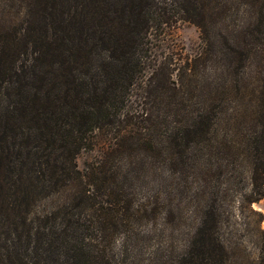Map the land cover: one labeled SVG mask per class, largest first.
<instances>
[{
	"label": "trees",
	"instance_id": "16d2710c",
	"mask_svg": "<svg viewBox=\"0 0 264 264\" xmlns=\"http://www.w3.org/2000/svg\"><path fill=\"white\" fill-rule=\"evenodd\" d=\"M180 20L192 57L168 42ZM162 162L197 215L172 264H233L230 169L264 197V0H0V264H113L131 196L175 188Z\"/></svg>",
	"mask_w": 264,
	"mask_h": 264
},
{
	"label": "rangeland",
	"instance_id": "374dc122",
	"mask_svg": "<svg viewBox=\"0 0 264 264\" xmlns=\"http://www.w3.org/2000/svg\"><path fill=\"white\" fill-rule=\"evenodd\" d=\"M167 36L169 43H174L190 57L202 47L198 27L187 21H178ZM104 145V140L100 136L96 137L91 150H81L77 154V167L83 170L89 161L98 156ZM161 168L164 171L162 178L175 188L171 186V192L161 190L150 199L144 189L131 196L135 205L133 209L137 210L132 227L129 228V234L132 235L126 242L123 254H119L122 244L120 233L114 235L111 249L116 257L113 264H172L184 254L185 245L196 226L195 203L189 198L190 191L174 185L178 180L176 172L171 171L168 175L170 168L163 162ZM230 173L234 177L226 184L229 197L224 206V217H227V221H223L220 231L235 248L233 264H255L260 253H264V197L247 206L240 200L242 196L249 195L247 172L240 168L230 169ZM224 180L225 174H215L213 177L214 183H223ZM186 181L190 182L188 179ZM258 213L262 214L261 221H258Z\"/></svg>",
	"mask_w": 264,
	"mask_h": 264
},
{
	"label": "bare ground",
	"instance_id": "6f19581e",
	"mask_svg": "<svg viewBox=\"0 0 264 264\" xmlns=\"http://www.w3.org/2000/svg\"><path fill=\"white\" fill-rule=\"evenodd\" d=\"M257 208V207H256ZM264 222V221H263Z\"/></svg>",
	"mask_w": 264,
	"mask_h": 264
}]
</instances>
